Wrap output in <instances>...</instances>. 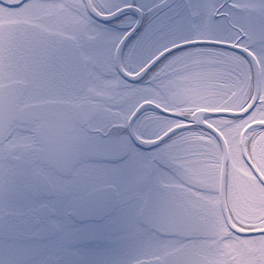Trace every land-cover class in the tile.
Instances as JSON below:
<instances>
[{"label":"snow or ice","instance_id":"1","mask_svg":"<svg viewBox=\"0 0 264 264\" xmlns=\"http://www.w3.org/2000/svg\"><path fill=\"white\" fill-rule=\"evenodd\" d=\"M0 264H264V0H0Z\"/></svg>","mask_w":264,"mask_h":264},{"label":"flooded vegetation","instance_id":"2","mask_svg":"<svg viewBox=\"0 0 264 264\" xmlns=\"http://www.w3.org/2000/svg\"><path fill=\"white\" fill-rule=\"evenodd\" d=\"M100 251H101V256L98 257V258H103V253H104V249H103V247H101Z\"/></svg>","mask_w":264,"mask_h":264}]
</instances>
